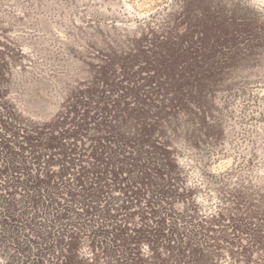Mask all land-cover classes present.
<instances>
[{"label": "rangeland", "instance_id": "rangeland-1", "mask_svg": "<svg viewBox=\"0 0 264 264\" xmlns=\"http://www.w3.org/2000/svg\"><path fill=\"white\" fill-rule=\"evenodd\" d=\"M126 251L264 264V0H0V264Z\"/></svg>", "mask_w": 264, "mask_h": 264}, {"label": "trees", "instance_id": "trees-1", "mask_svg": "<svg viewBox=\"0 0 264 264\" xmlns=\"http://www.w3.org/2000/svg\"><path fill=\"white\" fill-rule=\"evenodd\" d=\"M153 87L154 86H151L148 89H144L145 90L144 93H145V96L146 97H149V95L151 97L152 96H158L160 94V92H158L157 89L156 88H153ZM1 110H2L1 111V115L3 116V118L8 120L7 123H6L7 126H8L6 128V132H9L11 135L16 136L18 134L16 132L19 130V128H22L21 127V123H18L17 120H15L12 117V116H14V112H10L8 110V106L2 105ZM165 111H166L165 109L156 108V114L153 117L149 118V119L151 121H158V122L161 121V122L167 123L168 122V119H167V117H165ZM82 121L84 122V120H82ZM145 121H146V118H142V117H139V116L135 117L134 120H133V122L136 123V124H138V126H140L141 123H143ZM83 122H81V123H83ZM113 125L114 126H111L113 128V130L111 132H109L110 135H113L114 134L113 135V138H119V137L121 138V137H123L124 134H126L127 138H132V137H136V136L137 137H142V134L139 133V129H137V125L136 126L133 125V127H130V126H127V125L126 126H120L121 123L119 124V122H115ZM80 126H81V124H76V126L73 125L74 128L72 129V131L75 132V133H77V134H80L81 133L80 131L79 132L78 131H75L76 129L80 130V128H81ZM55 129H56L55 126L49 127L46 130V132H47V135L46 136H49V137L42 138L41 141H43L48 146H52L53 143H54V141H55V139H51L50 137L54 135L53 132L55 131ZM42 130H44V129L41 127V128H38L37 130L27 129L26 132H27L28 135H31V134H37V135H39L40 134L39 131H42ZM98 133L100 135L101 132L98 131ZM59 135L62 136L61 138L63 140H66V136L69 135V134H68V131L66 129L62 128ZM129 136H131V137H129ZM7 139L8 138L4 137L2 139V141H7ZM60 143H63V142H60ZM69 150H70V152H72L71 149H69ZM67 152H68V149H65V153H67ZM44 167L45 166H42L41 165V168L42 169H46ZM127 199H129V198H127ZM117 226H118V223H117ZM119 227H122V226H119ZM137 239H138L137 242H140L141 241V238H137ZM134 257H138V256H136V254L130 255L128 253V251H126V256H124V258L121 257L122 258L121 259V263L122 264H137Z\"/></svg>", "mask_w": 264, "mask_h": 264}]
</instances>
